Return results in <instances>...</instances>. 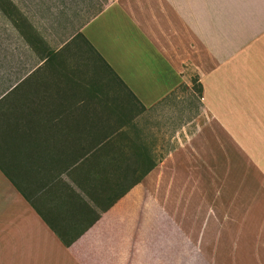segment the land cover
Instances as JSON below:
<instances>
[{
	"label": "crops",
	"instance_id": "crops-1",
	"mask_svg": "<svg viewBox=\"0 0 264 264\" xmlns=\"http://www.w3.org/2000/svg\"><path fill=\"white\" fill-rule=\"evenodd\" d=\"M76 35L138 108L121 124L103 110L96 148L77 145L92 134L75 123L90 117L61 114L59 100L13 99L41 69L44 44L56 53ZM190 71L204 121L190 135L182 123L158 158L159 108L190 87ZM253 122L264 123V0H0V264H190V246L191 264L203 262L190 201L214 172L236 169L238 147L252 160L264 139ZM253 249L230 264H254Z\"/></svg>",
	"mask_w": 264,
	"mask_h": 264
},
{
	"label": "rangeland",
	"instance_id": "rangeland-1",
	"mask_svg": "<svg viewBox=\"0 0 264 264\" xmlns=\"http://www.w3.org/2000/svg\"><path fill=\"white\" fill-rule=\"evenodd\" d=\"M106 3L107 0H104V5ZM244 30L238 28V37L245 35ZM44 51L45 56L52 53L48 44H44ZM40 70L43 81L36 86L37 98L44 97L47 87L51 92L65 91L67 95L71 91L76 101L81 100L89 105L88 114L101 116L104 110L112 120L110 122L115 124L129 123L128 119L138 113L126 89L81 35L63 44L54 56L51 55L49 61L43 63ZM188 75L190 81L195 76L192 71ZM189 86L179 87L168 102L159 108L161 115L154 124L160 137L158 158L176 145L175 139L171 137H174L182 123H187L186 130L190 135L204 121L205 116L200 115V100L192 84ZM104 102L110 104V107L104 108ZM83 105L81 103L84 108ZM247 125H252L254 131L264 130L263 122ZM253 142L251 161L245 159L243 148L238 147V154H241L238 155L236 169L214 172L216 178L206 179L203 190L199 188V196L195 197L198 201H190V216L202 214L198 220L190 218V227L196 226L197 221L198 226L204 227V261L199 257V264L234 263L246 253L247 243H252L254 248L250 252L254 264L261 253L264 255V251L255 249V244L264 243V139H254ZM195 256L196 248L190 246V264L196 259Z\"/></svg>",
	"mask_w": 264,
	"mask_h": 264
},
{
	"label": "trees",
	"instance_id": "trees-1",
	"mask_svg": "<svg viewBox=\"0 0 264 264\" xmlns=\"http://www.w3.org/2000/svg\"><path fill=\"white\" fill-rule=\"evenodd\" d=\"M84 39V38H83ZM85 40V39H84ZM86 41V40H85ZM86 43L88 44V42L86 41ZM89 45V44H88ZM90 46V45H89ZM90 48L96 53V51L90 46ZM56 53H51L52 56H54ZM50 56H45V61L44 64L49 61ZM96 55H98L96 53ZM98 57L101 59V57L98 55ZM101 61H103L101 59ZM104 65L106 66V68L110 71V73L115 77V75L112 73V71L109 69V67L107 66V64L103 61ZM116 78V77H115ZM118 80V82H120V80L118 78H116ZM43 81V77L41 74V70H39L38 72H34V74H32L29 78L28 81L24 83V86L26 85L24 90H21V86H19L18 88H16L13 91V99L14 100H22V99H36V86ZM121 83V82H120ZM122 84V83H121ZM192 84V89L194 91V93L197 96V99L200 100L201 97V92H202V88L200 83L198 82V79L196 76H194V78H192L191 81ZM23 86V85H22ZM122 86L124 87V85L122 84ZM183 86V85H182ZM185 87V86H183ZM125 88V87H124ZM126 89V88H125ZM45 95L44 98L45 100H59L60 101V113L61 114H70V115H75L78 117H90L91 121H77L75 123V130L78 133H91L92 136L90 135V137L88 139H84L83 137H79L77 138V145L78 148H82L85 146L86 148H96L98 147L101 142H102V138L100 137V133H101V129L103 126V121L101 120V116H97L95 113L92 116L91 114H88V106L86 104V102L83 101H79V100H75V96H74V92L70 93L67 95V93L64 92H60V91H52L47 87V89H45ZM81 103H84V108L81 106ZM200 105V102H198ZM81 106V108H79L78 106ZM22 112L24 113H32L30 110H22ZM107 132L112 133L113 129H108ZM104 141H106V137H104ZM84 143V144H83ZM107 145L104 144V147H106ZM79 157L82 155H78ZM114 161H118L117 156L113 157ZM154 166V164H151L149 169L144 170V172L142 174L147 173L152 167ZM60 239L62 240V242L64 243L65 246H70L72 241H66L63 237L60 236Z\"/></svg>",
	"mask_w": 264,
	"mask_h": 264
}]
</instances>
